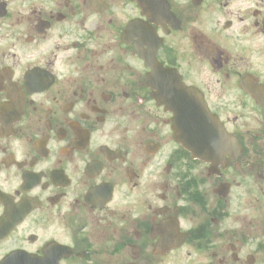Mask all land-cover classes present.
<instances>
[{
  "label": "flooded vegetation",
  "instance_id": "1",
  "mask_svg": "<svg viewBox=\"0 0 264 264\" xmlns=\"http://www.w3.org/2000/svg\"><path fill=\"white\" fill-rule=\"evenodd\" d=\"M0 264H264V0H0Z\"/></svg>",
  "mask_w": 264,
  "mask_h": 264
},
{
  "label": "water",
  "instance_id": "2",
  "mask_svg": "<svg viewBox=\"0 0 264 264\" xmlns=\"http://www.w3.org/2000/svg\"><path fill=\"white\" fill-rule=\"evenodd\" d=\"M191 106H190V114L188 119L193 125L195 123L200 124L201 119L204 117L203 110L199 105H196L195 102H193V106L192 107ZM213 139L214 140L218 139L217 132L214 133Z\"/></svg>",
  "mask_w": 264,
  "mask_h": 264
}]
</instances>
